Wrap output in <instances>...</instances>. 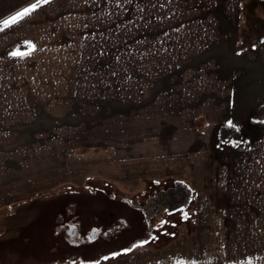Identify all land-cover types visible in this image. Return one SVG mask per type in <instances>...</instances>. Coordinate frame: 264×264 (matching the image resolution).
Instances as JSON below:
<instances>
[{
	"label": "crops",
	"instance_id": "obj_1",
	"mask_svg": "<svg viewBox=\"0 0 264 264\" xmlns=\"http://www.w3.org/2000/svg\"><path fill=\"white\" fill-rule=\"evenodd\" d=\"M117 34L125 51H99ZM21 44L27 54L13 55ZM179 45L186 48L179 52ZM92 76L98 79H83ZM135 76L138 132L130 133L128 111L123 138L140 145L146 137L144 155H200L209 149L205 132L217 138L222 125L238 129L240 138L232 141L237 147L210 150L216 181L199 168L187 175L196 193L209 189L208 201L196 195L192 204L219 215L222 232H176L162 246L134 250L143 253L137 260L128 261V253L123 264H264V122H249L264 103V0H0V139L10 138L7 117L48 118L51 108H73L76 92H113ZM178 77L187 84L180 119L179 91L163 92Z\"/></svg>",
	"mask_w": 264,
	"mask_h": 264
},
{
	"label": "rangeland",
	"instance_id": "obj_2",
	"mask_svg": "<svg viewBox=\"0 0 264 264\" xmlns=\"http://www.w3.org/2000/svg\"><path fill=\"white\" fill-rule=\"evenodd\" d=\"M130 31L136 36V29ZM114 38L113 44L98 46L99 51H125L118 34ZM177 48L182 52L186 46ZM177 79V86L163 84V92L179 91L180 119L186 111L181 106L186 104L182 94L187 84L185 77ZM113 89L76 92L73 108H51L48 118L7 117L12 120L10 138L1 135L0 139V264H123L128 253L162 246L176 232H222L219 215H207L204 205L192 204L196 195L208 201L209 189L200 186L196 193L187 175L189 168H199L206 170V181L209 176L216 181L220 172L211 167L210 150L216 144H225L224 150L237 144L220 143L207 130L205 153L148 157L146 137L140 145L138 140L123 138L128 111L130 133L137 137V77ZM174 163L178 173L171 174ZM92 230H96L94 238ZM142 254L135 251L128 261Z\"/></svg>",
	"mask_w": 264,
	"mask_h": 264
},
{
	"label": "trees",
	"instance_id": "obj_3",
	"mask_svg": "<svg viewBox=\"0 0 264 264\" xmlns=\"http://www.w3.org/2000/svg\"><path fill=\"white\" fill-rule=\"evenodd\" d=\"M28 47L29 46L27 45L21 44L16 47V51H19L22 53L24 51H27L29 49ZM249 122L250 123L264 122V103L259 105L257 108L253 110L249 118ZM217 137L220 142H223L225 140L236 141L240 138V131L231 126L222 125L218 128ZM181 188H183V190L186 192V195H187L188 193L187 185L183 183Z\"/></svg>",
	"mask_w": 264,
	"mask_h": 264
},
{
	"label": "snow or ice",
	"instance_id": "obj_4",
	"mask_svg": "<svg viewBox=\"0 0 264 264\" xmlns=\"http://www.w3.org/2000/svg\"><path fill=\"white\" fill-rule=\"evenodd\" d=\"M43 3H48L49 0H42ZM39 6V2L36 4H32L30 7L24 8L22 11L16 13V15L12 16L10 20L4 21V27H8L9 24H15L18 20L26 17L29 15L32 11H34ZM34 47V46H32ZM27 53H21L19 51L14 52L13 55L19 56V55H26Z\"/></svg>",
	"mask_w": 264,
	"mask_h": 264
},
{
	"label": "water",
	"instance_id": "obj_5",
	"mask_svg": "<svg viewBox=\"0 0 264 264\" xmlns=\"http://www.w3.org/2000/svg\"><path fill=\"white\" fill-rule=\"evenodd\" d=\"M69 232H70V235L71 236L74 235V232H75L74 228L71 227L70 230H69ZM91 232H92L91 233V238H94L95 237V234H96V230H92Z\"/></svg>",
	"mask_w": 264,
	"mask_h": 264
}]
</instances>
